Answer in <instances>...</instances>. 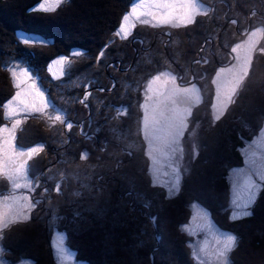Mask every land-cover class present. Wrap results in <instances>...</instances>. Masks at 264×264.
<instances>
[{"label":"trees","instance_id":"1","mask_svg":"<svg viewBox=\"0 0 264 264\" xmlns=\"http://www.w3.org/2000/svg\"><path fill=\"white\" fill-rule=\"evenodd\" d=\"M39 1L0 0V107L13 91L5 62L20 60L42 81L63 114L60 122L32 121L17 132L21 146L45 147L32 165L44 182V193L31 214L32 232L3 238L12 253L7 258L52 264L46 226L53 219L65 231L76 258L88 264H201L193 260L189 238L181 230L188 205L195 201L206 208L214 202L213 221L235 234L227 264H264V183L251 215L230 220L221 213L214 216L228 199V171L242 164L240 148L264 118V56L251 64L243 98L215 124L201 127L203 151L173 196L150 182L139 127L141 84L160 61L170 60L185 72L192 67L197 78H209L225 61L218 59L214 47L204 61L199 45L218 36V48L231 58L228 47L235 25L229 20H236L238 30L242 25H264V0H218L225 6L217 10L214 5L217 11L185 36L173 33L172 45L163 44L166 36L157 40L153 29L139 31L141 40L114 39L119 15L132 0H63L50 10L38 8ZM19 31L49 41L21 42L15 35ZM71 49L81 51L76 63L68 66L67 81L73 82L57 94L45 65ZM202 69L208 72L202 74ZM84 76L79 85L73 84Z\"/></svg>","mask_w":264,"mask_h":264},{"label":"rangeland","instance_id":"2","mask_svg":"<svg viewBox=\"0 0 264 264\" xmlns=\"http://www.w3.org/2000/svg\"><path fill=\"white\" fill-rule=\"evenodd\" d=\"M62 1L40 0L37 7L50 10ZM41 5L43 8L40 7ZM214 5L219 10L221 6H225V3L218 0H132L128 9L121 14V17L119 15L118 24L113 29V37L118 41H128L134 27L140 26L141 30H145L149 28L146 25H151L152 29L154 26L160 29H170L171 31L164 30L171 33L167 42L172 45L175 43L172 39L174 34L185 36L186 33L200 27L210 13L217 11ZM245 26L242 25L241 30L246 28ZM233 32H235L234 29ZM15 35L21 42L30 44L49 41L43 36L21 31ZM235 37L239 38L237 34ZM216 38L215 36L214 39ZM214 39L212 45L201 43L198 47V50L202 48L204 51L201 55L203 58L212 51L210 47H214L215 53H218V59L225 61L214 67L209 78L207 76L200 77V79L195 78L197 82L195 84L190 73L185 72L182 82L188 83L182 86L187 87H179L178 76L175 78L174 75H168V70H164V65L168 64L164 60L162 63L165 64L162 66L160 61V67L149 73L141 84L139 127L144 138L148 175L150 182L163 189L168 196H173L178 192L182 178L201 150L203 151L200 148L201 127L204 123L205 125L206 123L215 124L237 99L243 98L245 91L243 93L241 91L249 76L251 64L264 56V25L262 24L255 23L250 26L238 42L233 44V41H230L228 48L231 58L229 54L226 55L222 50L220 51ZM180 46L185 48L182 43ZM169 53L171 55V51ZM80 54V50L71 49L68 54L56 56L46 63L45 72L55 80L53 84L57 94L65 88L63 86H68L67 84L73 82L67 81V70L68 66H72L71 63H76ZM207 59L206 57L204 61ZM195 60L192 59L191 62ZM178 61L180 60H176L175 63ZM5 63V73L9 86L10 83L13 86V91L0 107L2 119L0 123V231L3 229V238L8 236L9 239L12 236L16 238L26 230L32 232L28 226L33 218L28 219V216L31 212H35L36 205L40 203L39 197L44 193L42 191L44 182L39 175L33 172L32 165L35 164L38 155L45 147L42 143L16 146L14 142L16 134L22 125L30 126L32 121H42L48 125L54 121L55 123L60 122L63 114L47 94L42 81L39 83L35 73L26 67L23 61L8 60ZM202 70L204 71H200L202 74L208 72V70ZM85 78L84 76L73 84L79 85V82H83ZM199 81L204 84L200 85ZM38 92L42 93L43 99L37 94ZM177 93H180V99L183 97V99L191 100V104L187 101L184 109L168 105ZM247 98L250 99L249 101L253 100L250 95ZM205 150L208 153L207 148ZM23 152H26L27 158L20 160L18 167H13L12 163L19 159L18 157ZM240 153L242 164L228 171L229 193L226 204L219 209L220 212L218 210L214 212V216H219L221 213L227 216L228 220L237 219V216L239 218L246 216L245 210L238 211L236 197L242 192L244 182L248 177H251L253 183L259 188L258 194L261 192V186L264 183V179H261V173H264V118L261 119L257 131L243 142ZM172 179L178 180V187L174 191L170 188ZM210 205L212 208L207 207V209L195 201L190 202L187 212L188 219L182 225L181 230L189 238L190 253L195 262L227 264L229 251L225 250V241L229 235L235 236V234L222 230L215 224L211 212L215 211V204L213 202ZM53 221L51 219L49 225L47 223L46 238V251L48 250L51 263L88 264L75 257L74 250L66 243L64 230L55 227ZM2 254L7 257L12 253L11 251L3 252L0 247V255ZM32 260L15 259L12 264H32Z\"/></svg>","mask_w":264,"mask_h":264},{"label":"flooded vegetation","instance_id":"3","mask_svg":"<svg viewBox=\"0 0 264 264\" xmlns=\"http://www.w3.org/2000/svg\"><path fill=\"white\" fill-rule=\"evenodd\" d=\"M164 12V11H163ZM166 15V14H165ZM232 20H234V19H232ZM230 22H232L234 25H235V27H234V31H235V33L232 35L233 37L237 34L238 36H239V38H237V37H235L232 41H233V44L237 41L238 42V40H240L241 39V35H243L244 34V32L245 31H247L248 29H249V27L250 26H246V28L245 29H242V30H238V28L236 27L237 26V24H236V20H234V22L233 21H231V20H229ZM147 27H149L148 29H152V28H150V27H152L151 25H146ZM155 28V29H154ZM154 28H153V30H156L155 31V33H156V35L158 36L157 37V40L158 39H162L163 38V36H166V37H164V38H166L165 40H164V43L163 44H165V41L167 42L168 40H169V38H170V36H171V33H168L167 31H165L164 29H166V28H158V27H156V26H154ZM157 28V29H156ZM166 30H170V29H166ZM139 31H142L141 30V27L140 26H136V27H134V29L131 31V42L132 41H134V40H141V38H142V36L139 34ZM171 31V30H170ZM161 35H163L162 37H161ZM217 38H216V41H219V37L218 36H216ZM210 40V43L209 44H211L212 43V38L211 39H209ZM142 42V41H141ZM212 45V44H211ZM211 49L213 48V47H210ZM168 62V64L165 66L164 64L165 63H162V66L164 65V70H168V75H174L175 76V78H176V76H178V78H177V82H178V85H180L179 87H187V86H182V85H186L188 82H182V77H183V75H184V73H185V70L184 71H182L181 69H179V67H177V65H175L173 62H170V60L169 61H167ZM223 63H225V62H223ZM223 63H218L217 65H220V64H223ZM162 69V68H161ZM200 71H203V70H200ZM188 73H190V77H191V79H192V81H194V83L196 84L197 82H195V78H197L196 76L198 75L199 76V73L195 76V74L193 73V68L192 67H189V69H188ZM165 75V74H164ZM166 76V75H165ZM185 81V80H184ZM191 82V81H190ZM165 83H166V81H165ZM192 83H190V85H191ZM189 86V85H188ZM174 95H176V94H174ZM180 93H177V95L176 96H174L173 97V100L172 101H170V102H168V105H173V107H175V108H185L186 107V102L187 101H189L190 102V104H191V100H189V99H183V97H181L182 99H180ZM187 98V97H186ZM166 99V98H165ZM177 106V107H176ZM187 106H190V105H187ZM2 121H0V123H1ZM1 126V125H0ZM17 134H16V138H15V140H14V142H15V145L17 146ZM2 150V149H1ZM3 151V150H2ZM18 157V156H17ZM19 159H17L14 163H12V166L13 167H18L19 166V164H20V160H22V159H26L27 158V154H26V152H23L21 155H20V157H18ZM40 202H41V200H40ZM34 212H31V214H33ZM31 214H29V216H28V219H30V217L32 218V215ZM46 219V218H45ZM47 227V226H46ZM56 227V226H55ZM63 230V229H62ZM65 232V231H64ZM3 229L0 231V247L2 248V251L3 252H6V251H10V249L9 250H7L6 248H5V246H4V240H3ZM18 259H20V260H28L27 258H25V257H20V258H18ZM29 261V260H28ZM12 263H14V261L13 260H9L7 257H4L3 256V254H2V256L0 255V264H12Z\"/></svg>","mask_w":264,"mask_h":264},{"label":"snow or ice","instance_id":"4","mask_svg":"<svg viewBox=\"0 0 264 264\" xmlns=\"http://www.w3.org/2000/svg\"><path fill=\"white\" fill-rule=\"evenodd\" d=\"M43 8V5L40 6ZM79 54V53H77ZM102 55V54H101ZM59 63V62H58ZM41 99H43L42 93H37ZM261 179H264V173H261ZM178 187V180H170V188L174 191ZM259 188L253 183L252 178L248 177L244 182V187L241 193L237 194V208L245 210L246 215H251V206L255 203L256 195L258 194ZM237 218H239L237 216ZM236 237L229 235L225 241V250L230 251L235 245Z\"/></svg>","mask_w":264,"mask_h":264},{"label":"clouds","instance_id":"5","mask_svg":"<svg viewBox=\"0 0 264 264\" xmlns=\"http://www.w3.org/2000/svg\"><path fill=\"white\" fill-rule=\"evenodd\" d=\"M76 257V256H75Z\"/></svg>","mask_w":264,"mask_h":264}]
</instances>
